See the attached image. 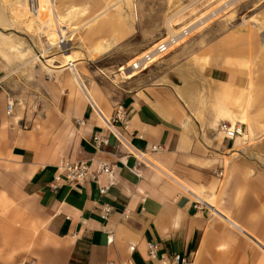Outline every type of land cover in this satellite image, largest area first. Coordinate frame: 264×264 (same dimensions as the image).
I'll return each instance as SVG.
<instances>
[{"label":"crops","instance_id":"obj_1","mask_svg":"<svg viewBox=\"0 0 264 264\" xmlns=\"http://www.w3.org/2000/svg\"><path fill=\"white\" fill-rule=\"evenodd\" d=\"M162 62L131 79L80 63L93 99L59 74L41 109L15 105L13 115L0 70V264H161L176 254L190 264H264V102L247 104L256 125L246 143L220 130L222 110L240 108L231 96L250 94L255 80L242 64H199L181 48ZM259 94L253 86L251 98ZM98 159L111 176L51 188L63 163L95 170Z\"/></svg>","mask_w":264,"mask_h":264},{"label":"rangeland","instance_id":"obj_2","mask_svg":"<svg viewBox=\"0 0 264 264\" xmlns=\"http://www.w3.org/2000/svg\"><path fill=\"white\" fill-rule=\"evenodd\" d=\"M67 3L78 7L67 18L71 26L63 31V35L72 38V45L59 44V50L47 51L48 41L56 40L51 27L44 25L38 33L27 25L29 17H15L19 9L25 15L35 13L36 0H0V70L16 109L24 112L41 109L48 88L53 79H60L59 74L66 75L71 83L70 75L64 73L68 68L62 65V54L68 50L77 58V67L81 63L92 74L131 79L139 72L128 70L134 74L127 78L120 71L122 66L129 67L160 39L179 34L184 27L190 29L189 34L169 53L154 60L152 65H157L154 71L163 70L165 66L160 63L178 48L199 64L211 61L223 64L227 60L235 71L243 65L259 88V97L251 98L249 105L256 106V99L259 104L264 102V0H67ZM106 10L115 13L114 21H120L118 29L112 31L111 27L102 26L94 33H83L85 27L80 25ZM46 17L42 14V18ZM229 32H235L234 38L223 45L222 39ZM210 48L215 49V57H210ZM223 52L228 55L223 57ZM78 70L82 76L85 74ZM80 90L93 99L85 83ZM228 110L223 109L222 116L227 118ZM247 132L250 137L254 134L249 128Z\"/></svg>","mask_w":264,"mask_h":264},{"label":"bare ground","instance_id":"obj_3","mask_svg":"<svg viewBox=\"0 0 264 264\" xmlns=\"http://www.w3.org/2000/svg\"><path fill=\"white\" fill-rule=\"evenodd\" d=\"M57 2H58V4H57ZM36 6H37V9L35 7V9H36L35 13H29V14L25 15V13L21 12L20 9H19V12L15 14L16 15L15 17L18 18V19H21V18L24 19V17H29V22H28L27 25H29L32 30L38 31V33L40 32V30H42V27L44 25L45 26L46 25L50 26L51 27L50 30L53 31L54 38H56L55 41H53V39L51 41V43L53 42L52 44L54 45V43L55 44L57 43V40L60 38V36L63 35L64 29L66 27H68L69 25L71 26V24H69V22L67 21V18L72 16V13L74 12V10H77L78 7L74 6V5L73 6L69 5L67 3V0H36ZM83 12H84V10H83ZM42 14L47 15V17L46 18H42ZM114 19H115V13L106 10L102 14L97 15V16H95L93 18H90L85 23H82L80 25V27H85L83 33H87V34H91L92 32L94 33L95 30H98L102 26H105V27L109 26V27L112 28V30H115V29H118L117 28V26H118L117 23L119 24L120 21L119 22H118V20L114 21ZM74 27L78 28L76 26H74ZM169 27H170L171 31L174 33V31L172 30V27L170 26V24H169ZM184 29H185V27L182 28V31ZM176 34L177 33H175L173 35H176ZM164 39H166V37H164V38H162L160 40H164ZM154 45L151 47V49L154 47ZM61 46H65V45H61ZM66 47H68V46H66ZM151 49H149V50H151ZM172 49H173V47H172ZM155 59L156 58H154V60ZM70 62H72L74 64V67L72 69L69 68L70 69V78H69L70 82L73 85H77L79 88L84 89L83 76H82L81 72L78 70V67H77V58L73 57L71 52H70V50H68V51H66V52H64L62 54V65L66 66V68H68V65H69ZM126 68H127L126 66H122L120 68V71H123L124 73H126V77L129 78L134 73H130V72L126 71ZM237 70L238 71L242 70L240 65H239V69H237ZM253 86H254L253 83L251 81H249L247 88H248L250 94H246V93L245 94H241L237 98L233 97V95L231 96V99L233 101H235L236 104L240 105V108H239L238 111H233V110L229 109L227 111V114H226V116H227L228 120L230 121L231 125H235L237 123L246 125L247 128H249L250 132L254 131V126L256 125V117L250 116L248 114V111H247V104L250 102V99H251V96H252V91H253ZM258 123H259V121H258ZM248 138H250V136H249L248 132L245 130L237 138V140H241L243 143H246L245 141H247ZM222 217L224 219L228 220L229 222H231L232 224L234 223L232 221V219L230 217H228L227 215H222ZM261 246H262V244H261ZM263 248H264V246H263Z\"/></svg>","mask_w":264,"mask_h":264},{"label":"built area","instance_id":"obj_4","mask_svg":"<svg viewBox=\"0 0 264 264\" xmlns=\"http://www.w3.org/2000/svg\"><path fill=\"white\" fill-rule=\"evenodd\" d=\"M190 32V29H184L179 34L171 35L166 37L164 40H159L151 50H147L138 56L136 61H134L126 70H136L138 72H142L151 67L154 63V58H161L172 50L178 41L187 36ZM69 44L72 45V38L65 35H61L57 40V43L53 45L50 41L47 43V51L53 50L57 48L59 50L60 45ZM74 64L72 62L69 63L68 68L72 69ZM15 101L12 98H9L7 101L6 113L8 115H13L15 108ZM220 130L223 132L226 138H235L236 136H240L243 133L242 124L237 123L235 125H231L228 122H222L220 124ZM95 142L99 145L103 140L99 136H95ZM155 148V147H154ZM90 162L87 161H78V162H65L62 165V169L65 172L64 177L62 174H56L54 177V182L51 184L52 189H56L58 187V182L64 180L69 184H80L86 181L87 179L96 180L101 173H107L109 176L112 175V166L101 159L96 160V169L92 170ZM110 183H113L110 179ZM107 187H100V192L105 193ZM200 203V202H198ZM202 204V203H201ZM102 217L107 218L108 214L111 211V207L108 204H105L102 209ZM113 241V235L108 233V242ZM131 250H134V246L130 247ZM148 256L150 258L156 259L158 257V245L154 242L148 243ZM161 264H190V259L188 257L182 256L180 254L173 255L171 258H167L164 255L160 256ZM106 264H115L110 261Z\"/></svg>","mask_w":264,"mask_h":264}]
</instances>
